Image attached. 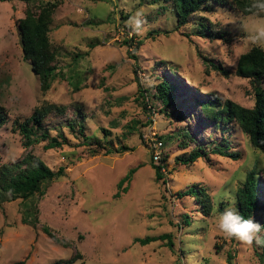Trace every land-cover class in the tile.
Masks as SVG:
<instances>
[{
  "label": "rangeland",
  "instance_id": "1",
  "mask_svg": "<svg viewBox=\"0 0 264 264\" xmlns=\"http://www.w3.org/2000/svg\"><path fill=\"white\" fill-rule=\"evenodd\" d=\"M153 1L62 0L49 38L58 51L56 71L63 78L45 94L22 57L17 22L26 6L0 2V107L6 114L0 127V166L31 152L49 169L65 170L33 200L39 212L36 227L23 222L21 200L0 204V264H54L76 255L75 264H262L255 243L226 238L216 223L226 208L234 207L236 190L254 165L260 214L264 212V154L229 125L228 152L238 157L208 153L206 160L181 166L177 158L189 150L168 142L159 163L164 160V180H157L152 165L158 164L152 162L153 150L145 139L153 131L165 137L177 130V123L159 113L158 103L143 101L140 95L144 89L154 93L159 80L171 83L175 100L184 103L183 129L205 147L219 143V135L193 101L213 95L252 108L249 81L235 70L240 55L253 46L264 49L248 40L254 26L264 23V12L245 16L228 5L213 4L178 27L172 5ZM137 12L147 21L139 34L129 24ZM200 22L225 33L224 39L202 36ZM170 67L179 73L174 76ZM43 102L80 107L88 139L63 126L60 148L45 150L42 142L25 149L13 124L30 117ZM144 103L155 113L150 107L145 110ZM72 118L71 110L64 118L50 115V136H56L59 123ZM131 170L132 176L119 187ZM193 186L203 188L211 199L209 217L193 198L177 196ZM185 215L189 226L183 223ZM44 227L65 245L56 244ZM165 234L171 236L173 250L166 241L135 242Z\"/></svg>",
  "mask_w": 264,
  "mask_h": 264
},
{
  "label": "trees",
  "instance_id": "2",
  "mask_svg": "<svg viewBox=\"0 0 264 264\" xmlns=\"http://www.w3.org/2000/svg\"><path fill=\"white\" fill-rule=\"evenodd\" d=\"M0 2H21L26 6L24 17L17 22L22 57L25 62H29L32 73L38 78L40 93H47L57 78H63L61 73L56 71L58 51L49 38L54 13L62 0H0ZM153 2L170 3L174 10L178 27L187 25L196 13L204 10L209 11L213 4L218 6L228 5L245 16H252L260 12L255 9L250 10L253 0H154ZM208 27L203 22L197 23V30L202 36L210 40L224 39L225 33H220L219 30H208ZM138 46L140 44L136 43L135 48ZM213 68L215 71L225 74L220 67L213 66ZM168 70L174 76L179 73L176 68L170 67ZM235 73L238 77L249 81L254 101L252 108L246 109L231 101H221L213 95L206 97V100L193 101L197 108L196 110L209 123L211 130L215 131L220 137L219 143H211L208 147L199 144L196 139L191 137L189 132L183 129L182 123L185 115L181 110L184 103L175 100V88L171 83L159 80L155 85L154 93H150L146 89L141 91L140 96L143 101L158 103L160 105L159 113H163L171 121L177 123V130L165 137H159V140L162 142V146H166L168 142H176L182 151L189 150L187 156L183 155L177 158L181 166L187 167L199 159L206 160L209 156L208 153L227 158L238 157V154L234 151L228 152L232 150L226 137L229 125L239 130L253 149L264 154V49L253 46L248 52L240 55ZM75 91H79V86L76 85ZM143 105L145 110L148 107H150V111L153 110L152 105H146V103ZM68 110L73 113V118L59 123L55 127L58 131L56 136L51 137L49 126L53 121L50 119V115L54 118H64ZM83 119H85V114L78 106L69 109L65 106L43 102L33 110L30 117L23 121H15L13 130L23 139L22 142L25 149L43 142L46 143L44 149L51 150L60 148L64 144L65 139L61 132L63 126L72 134L85 140L88 139L84 135L85 123ZM5 120V111L0 107V127L6 122ZM161 162L164 163V160ZM162 163L152 165L156 179L160 181L164 180V175L162 174L164 165ZM64 172V168H59L57 171L49 169L41 159L31 152L27 153L22 160L16 163L4 164L0 166V204L21 200L24 203L25 210L23 222L36 227L39 212L33 200L37 195L43 194V188L46 185L62 178ZM133 173L134 170H131L128 176L120 181L119 187ZM257 175V166L254 165L245 175L244 182L236 190L234 208L245 218L254 217L256 221L264 225V212L260 214L261 208L258 205L257 188L259 184ZM177 196L193 198L200 205L201 212L206 217H209L214 209L211 199L203 188L193 186L185 192L178 193ZM222 208L220 207L219 209L222 210ZM184 218L183 223L189 226L188 217L185 215ZM43 232L56 244L65 245L63 241L52 234L49 228L44 227ZM261 235H264V232ZM155 241H166V246L173 250L174 244L168 234L153 238L135 239V242L141 245H147ZM258 247L260 253L257 256L261 263L264 264V246ZM77 256L55 262L54 264H75L79 258Z\"/></svg>",
  "mask_w": 264,
  "mask_h": 264
},
{
  "label": "clouds",
  "instance_id": "3",
  "mask_svg": "<svg viewBox=\"0 0 264 264\" xmlns=\"http://www.w3.org/2000/svg\"><path fill=\"white\" fill-rule=\"evenodd\" d=\"M255 9L264 12V0H253L250 10ZM147 21L142 13L137 12L129 24L133 32L139 34L143 31ZM252 44L264 46V23L254 26L248 36ZM218 231L226 238H234L243 244L264 246V225L255 220L254 217L245 218L234 207L226 208L218 217L216 223Z\"/></svg>",
  "mask_w": 264,
  "mask_h": 264
},
{
  "label": "built area",
  "instance_id": "4",
  "mask_svg": "<svg viewBox=\"0 0 264 264\" xmlns=\"http://www.w3.org/2000/svg\"><path fill=\"white\" fill-rule=\"evenodd\" d=\"M145 142L148 143L153 150V154H152L153 162L160 163L162 142L159 140V137L158 135H156V132L153 131L152 135H149V137L145 139Z\"/></svg>",
  "mask_w": 264,
  "mask_h": 264
}]
</instances>
